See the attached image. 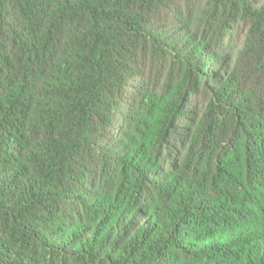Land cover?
<instances>
[{"label":"trees","instance_id":"16d2710c","mask_svg":"<svg viewBox=\"0 0 264 264\" xmlns=\"http://www.w3.org/2000/svg\"><path fill=\"white\" fill-rule=\"evenodd\" d=\"M0 264H264V0H0Z\"/></svg>","mask_w":264,"mask_h":264}]
</instances>
